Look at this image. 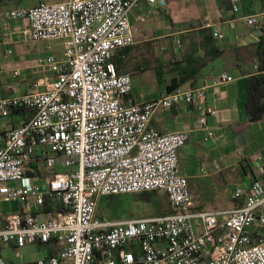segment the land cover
I'll list each match as a JSON object with an SVG mask.
<instances>
[{
    "label": "built area",
    "instance_id": "built-area-1",
    "mask_svg": "<svg viewBox=\"0 0 264 264\" xmlns=\"http://www.w3.org/2000/svg\"><path fill=\"white\" fill-rule=\"evenodd\" d=\"M139 1L58 0L0 12V22H26L22 43L62 42L59 55L37 60L50 76L28 92L11 88L0 98V120L27 111L16 127L0 129V208L17 201L39 211L49 199L61 211L42 220L32 213L7 215L0 246L12 247L15 258L26 246L55 247L35 264H264V237L253 242L251 234L256 222L264 227V180L234 187V209L194 210L188 177L178 173L179 150L191 130L160 133L149 126L158 110L188 109L197 113L203 142L213 140L207 118L218 113L206 103L207 86L129 101L132 78L117 72L113 57L134 45L129 15ZM237 1H230L234 13ZM242 19L264 30V12ZM211 29L213 38H224L219 27ZM20 76V69L10 71L11 79ZM233 80L223 72L214 84ZM39 162L65 171L34 182L28 171ZM156 191L166 194L170 214L121 221L96 215L102 198Z\"/></svg>",
    "mask_w": 264,
    "mask_h": 264
},
{
    "label": "crops",
    "instance_id": "crops-1",
    "mask_svg": "<svg viewBox=\"0 0 264 264\" xmlns=\"http://www.w3.org/2000/svg\"><path fill=\"white\" fill-rule=\"evenodd\" d=\"M57 1L0 0V12L31 8L40 2ZM172 1L165 0L163 6L148 5L145 0L138 2L129 15V22L134 30V45L128 47L129 49H119L113 57L116 64L113 63L119 74L131 76L132 83L134 78H139L137 75H141L140 84L148 85L151 97L138 101V94L132 89L129 97L132 103L152 101L168 89L188 90L207 86L206 103L218 113L216 119L207 118L208 127L214 134L213 140L203 142L204 132L196 126L197 113L188 109L162 110L155 114L149 126L160 133L191 130L187 143L179 150L178 173L188 177V182L192 178L213 177L215 182L211 187L202 180L204 189H224L226 198L218 197L214 192V199L206 202L204 197L195 193L194 200L192 196L193 208L197 211L231 210L239 203L231 199V190L234 187L248 188L254 180H264V118L252 122L245 113L248 81L259 74L258 68L261 60H264V30L250 28L242 19L264 12V0H238L236 13L232 11L231 0H180V12L184 16L182 27L168 16L165 9ZM191 17H196L194 22L188 20ZM26 26V22L20 20L0 22V60L5 59L3 54L10 47L22 43L17 33H21ZM212 26L221 29L224 34L222 40L212 37ZM176 41L180 43L179 48L175 46ZM158 49L161 54H156L155 50ZM16 59L18 66L4 70L8 80V86H3L2 89L4 94L8 92L10 95L11 88L21 93L28 92L35 83L31 81L32 67L27 65V56L20 55ZM140 60L147 61L149 70L152 69L148 75H145L147 68L137 64ZM13 69H20L21 76L23 75L17 82L10 77ZM223 72L234 80L216 86L214 83ZM46 76H50V73ZM11 81H14L12 85L9 84ZM23 119L25 117L21 114H13L8 121V128L16 127ZM36 169L41 172L39 175H31L34 182L42 183L44 178L53 174L40 167ZM28 213L38 219L41 217L42 220L51 212L45 206L34 211L22 205L14 214ZM6 216L0 208V227L4 225ZM251 234L255 242L258 234L264 237V227L256 222ZM31 246L41 250L42 255L34 261L20 264H35L37 260L52 254L46 249L49 245ZM3 252L14 255V249L9 246H0V255ZM19 258L20 254L15 259ZM0 260L7 264L1 256Z\"/></svg>",
    "mask_w": 264,
    "mask_h": 264
},
{
    "label": "rangeland",
    "instance_id": "rangeland-1",
    "mask_svg": "<svg viewBox=\"0 0 264 264\" xmlns=\"http://www.w3.org/2000/svg\"><path fill=\"white\" fill-rule=\"evenodd\" d=\"M181 2L180 0H173L172 2H169L168 5L165 6V9L167 11L168 16L174 20L175 23L179 25V27L184 26V16L180 12L181 9ZM194 18V19H193ZM196 17H191V22H194ZM196 22V21H195ZM194 24V23H193ZM8 27V24L6 25ZM18 39L22 40V34L20 31H18ZM62 48V42L61 41H47V42H36V43H21L18 46L10 47V50L12 52L11 55H7L4 53L5 59L0 60V71L2 72L0 76V98L8 95V92L3 93L2 89L3 86H8V80L7 76L4 73V70L14 68L18 66L15 62L16 58H19L20 55H26L27 56V65L32 67V78L31 81L36 82L37 80H41L46 77V75L49 73V70L46 68H40L37 66V60L39 57H45L48 54L52 55H59V52ZM156 54H161L162 52L158 49L155 50ZM17 60V59H16ZM139 66H145L146 73L145 75H148L150 72L149 67L147 66V61L144 62L143 60L138 61ZM24 66V65H22ZM23 77V75L20 77V79ZM139 78H134L132 87L136 94H138V101H144L151 97V93L149 92L148 85L147 84H140L141 82V75H137ZM16 79L15 81L17 82ZM14 81L9 83L12 85ZM159 88V86H156ZM30 89H33V86H30ZM40 90L43 89V87L39 88ZM155 90V88H154ZM21 91V90H20ZM156 92V90H155ZM162 110H158L160 112ZM9 119L0 120V128H8ZM39 167L44 170L47 173H54L64 170L59 165L53 167V168H47L44 163L39 162ZM65 171V170H64ZM211 187V185L215 182V179L213 177H206V178H192L189 180L191 193L193 196V200L195 197V193L199 194L202 198L204 197L205 201L211 202L212 199H214V192L215 195L221 198H225V190L224 189H218V190H212V189H204L203 187V181ZM201 183V184H200ZM14 183H9L8 186H14ZM230 186V185H229ZM229 195V194H228ZM216 197V198H218ZM113 199V196L110 198V200L103 199V201H111ZM135 199L141 200L143 202L144 199L141 198V194H135V195H122L118 196L117 199L112 200L111 202H105L104 206H102V199L99 201L96 215L101 214L104 218L108 220L113 221H121V220H130V219H140V218H150V217H157L160 215H164L169 212V206L166 198V194L163 191H156L154 195L151 196V198H148V203L144 205L142 208L136 207ZM102 206V208L100 207ZM109 206V207H108ZM22 205H20L17 201H11V202H2L1 204V212L4 215H9L11 213H17ZM101 208V212H100ZM41 219V217H40ZM47 251L52 253L53 250H55V247L53 245L47 246ZM20 258L15 259L14 255H11V253L3 252L0 256L5 260L7 264H20L24 262H30L38 259L42 252L38 248L34 246H28L24 249H20L19 251Z\"/></svg>",
    "mask_w": 264,
    "mask_h": 264
},
{
    "label": "trees",
    "instance_id": "trees-1",
    "mask_svg": "<svg viewBox=\"0 0 264 264\" xmlns=\"http://www.w3.org/2000/svg\"><path fill=\"white\" fill-rule=\"evenodd\" d=\"M129 49V48H128ZM260 59V57H259ZM113 62L116 64V59H113ZM259 74L256 76H253L248 81V98L245 103V113L250 116V120L252 122H256L264 118V60H261V66L258 68ZM173 89H168L167 92H172ZM13 114H21V116H27V111L24 110H16L13 111ZM31 169L28 171L29 175L34 174H40L41 171L36 169V165L31 164ZM155 192L151 193H142L141 198L144 199L143 202L139 199H135L136 207L142 208L146 203H148V198H151L152 195H154ZM111 197H106L103 199L110 200ZM118 196H113V199H117ZM102 199V201H103ZM111 200V201H112ZM111 201H103L102 206H104L105 202H111ZM51 205H50V204ZM46 210L53 213L57 211H61V208L58 204H56L54 201L46 199L44 202V205ZM102 206H100L102 208ZM169 206V205H168ZM239 206V203L237 204V207ZM109 207V206H108ZM100 208V212H101ZM169 212L166 214H170L172 212L171 208L169 207ZM165 215V214H164ZM98 218H104L101 214L97 215Z\"/></svg>",
    "mask_w": 264,
    "mask_h": 264
}]
</instances>
